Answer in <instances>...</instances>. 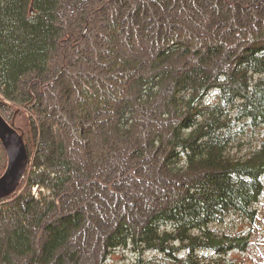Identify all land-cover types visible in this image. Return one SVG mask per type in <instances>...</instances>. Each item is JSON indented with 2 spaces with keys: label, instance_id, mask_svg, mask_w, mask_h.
Segmentation results:
<instances>
[{
  "label": "trees",
  "instance_id": "obj_1",
  "mask_svg": "<svg viewBox=\"0 0 264 264\" xmlns=\"http://www.w3.org/2000/svg\"><path fill=\"white\" fill-rule=\"evenodd\" d=\"M0 113L30 159L0 264H233L264 193V0H0Z\"/></svg>",
  "mask_w": 264,
  "mask_h": 264
},
{
  "label": "rangeland",
  "instance_id": "obj_2",
  "mask_svg": "<svg viewBox=\"0 0 264 264\" xmlns=\"http://www.w3.org/2000/svg\"><path fill=\"white\" fill-rule=\"evenodd\" d=\"M239 1L242 2L243 6H249V4L252 0H239ZM255 14H257V13L256 12L254 13V17L259 16V15H255ZM58 110L61 111L60 108H58ZM61 113L64 114V111H62ZM78 131L79 130L73 129V132H75L76 137L78 136ZM43 144H44V148H45L44 149L45 155L48 156L50 154L53 146L51 145L49 140L46 141L45 139L43 141ZM73 145L75 146V149L73 152V154H74L73 155V161L75 163H78L79 166H82V165L86 166V162L84 164H82L87 159L86 153H84V151L75 142L73 143ZM84 166L82 167V169L86 168ZM102 176L103 175H101V179L103 180ZM84 180L79 181V183L84 182ZM87 180L88 179H86V182H87ZM127 182H131V181L127 178ZM77 186L73 187L75 189V191H77V194H79L80 192H83V193L87 192V194H89L91 192L90 189H88V188H85V187L83 188L82 186L77 187ZM78 188H80L79 192H78ZM70 189H66L67 190L66 195L68 193H71ZM139 192H142V191H139ZM80 195H81V193H80ZM80 195H76V196L79 198ZM102 196L105 199H107L106 196H104V195H102ZM71 197L72 196H65V202L68 203L71 200ZM126 197H128V196H126ZM68 199H69V201H68ZM133 202H134V200L131 199L130 203L133 204ZM257 207H258L259 219L254 224L256 226L254 229L257 230L254 234L248 235V230L250 227L249 222L242 221L239 218L237 220H235V224H236L237 228H239V229L244 228L243 230H245L244 235L247 236V241H246L247 246H246L245 250H232L230 252V254L227 255V258L229 260H232L233 264H264V193H263V195L260 199V203L258 204ZM97 210H98L99 214H102V217L109 219L110 222L112 220H114L113 216H111L112 214L108 211H105V209L97 208ZM105 213H107V215ZM91 250L92 249L88 248V250L86 251V255L88 256L87 257L88 260H86L85 264H89L90 260L92 259V256L90 255ZM135 262H136V256L134 255L132 249L131 248H122V249H119V250L111 253L108 257V260L106 261V264H135Z\"/></svg>",
  "mask_w": 264,
  "mask_h": 264
},
{
  "label": "water",
  "instance_id": "obj_3",
  "mask_svg": "<svg viewBox=\"0 0 264 264\" xmlns=\"http://www.w3.org/2000/svg\"><path fill=\"white\" fill-rule=\"evenodd\" d=\"M0 142L8 158L5 173L0 177V201L12 196L18 190L29 166V154L24 134L10 125L0 113Z\"/></svg>",
  "mask_w": 264,
  "mask_h": 264
},
{
  "label": "built area",
  "instance_id": "obj_4",
  "mask_svg": "<svg viewBox=\"0 0 264 264\" xmlns=\"http://www.w3.org/2000/svg\"><path fill=\"white\" fill-rule=\"evenodd\" d=\"M40 191H42V189H39L38 187H34L32 190V194L35 198H38L40 195Z\"/></svg>",
  "mask_w": 264,
  "mask_h": 264
}]
</instances>
